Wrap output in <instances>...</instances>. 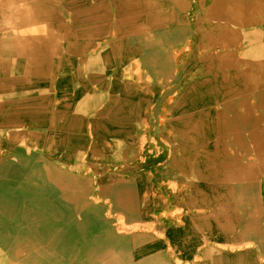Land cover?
I'll return each instance as SVG.
<instances>
[{
    "label": "bare ground",
    "instance_id": "6f19581e",
    "mask_svg": "<svg viewBox=\"0 0 264 264\" xmlns=\"http://www.w3.org/2000/svg\"><path fill=\"white\" fill-rule=\"evenodd\" d=\"M261 253L264 0H0V264Z\"/></svg>",
    "mask_w": 264,
    "mask_h": 264
},
{
    "label": "rangeland",
    "instance_id": "374dc122",
    "mask_svg": "<svg viewBox=\"0 0 264 264\" xmlns=\"http://www.w3.org/2000/svg\"><path fill=\"white\" fill-rule=\"evenodd\" d=\"M139 233H140V234H143V232H141V231H139ZM147 233H148V232H147ZM147 233L144 232V235L147 234ZM129 234H131V233H129ZM155 237L157 238V235H155ZM240 245H243V244L241 243ZM248 245H249V244H248ZM248 245H247V249L250 251L252 248H251V246H248ZM260 258H261V259H260ZM254 259H255L254 262H255L256 264H263V263H262V260H264V255L261 253V254L257 255Z\"/></svg>",
    "mask_w": 264,
    "mask_h": 264
}]
</instances>
